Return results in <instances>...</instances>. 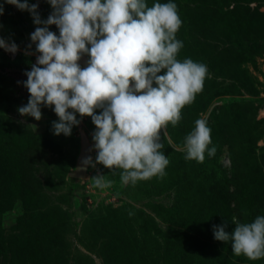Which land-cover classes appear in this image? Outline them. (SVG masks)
Instances as JSON below:
<instances>
[{
  "label": "rangeland",
  "instance_id": "obj_1",
  "mask_svg": "<svg viewBox=\"0 0 264 264\" xmlns=\"http://www.w3.org/2000/svg\"><path fill=\"white\" fill-rule=\"evenodd\" d=\"M28 2L38 3L42 20L53 11L48 0ZM157 2L169 0H146ZM171 2L182 20L177 59L207 65L209 76L178 125L164 137L161 130L170 160L164 178L125 185L121 170L100 164L83 179L72 176L83 135L95 162L91 117L77 113L81 123L65 137L53 134L54 105L41 108L40 121L20 115L30 97L25 72L39 55L30 39L36 25L0 0V38L18 46L15 54L0 49V264H264L213 235L225 222L232 232L234 216L253 220L255 205L264 215V0ZM49 30L59 38L55 25ZM89 59L82 54V69ZM197 119L207 121L216 147L202 163L186 160L183 149ZM98 174L108 187L95 186Z\"/></svg>",
  "mask_w": 264,
  "mask_h": 264
},
{
  "label": "clouds",
  "instance_id": "obj_2",
  "mask_svg": "<svg viewBox=\"0 0 264 264\" xmlns=\"http://www.w3.org/2000/svg\"><path fill=\"white\" fill-rule=\"evenodd\" d=\"M31 14L36 25L30 39L35 44L36 63L25 72L23 86L30 93L21 116L42 119V107H51L58 117L53 134L69 137L81 118L91 117L95 162L87 157L85 166L103 165L119 172L125 185L163 179L170 160L162 151L161 130L176 127L181 110L202 91L209 76L207 65L177 55L183 42L176 38L182 25L177 4L146 0H48L53 11L46 20L38 13V3L5 0ZM4 7L0 4V16ZM55 25L59 38L50 31ZM90 46V47H88ZM0 49L15 54L18 46L0 38ZM82 54L90 59L81 68ZM150 65V66H149ZM166 70L163 75H158ZM153 84L157 87H153ZM71 109L72 111H69ZM101 109L100 114H95ZM211 129L205 119H197L185 136L186 160L202 163L216 153ZM98 188L109 186L106 176L91 178ZM228 223L213 225L214 239L230 242L234 255L250 261L264 258V215L250 222L232 217Z\"/></svg>",
  "mask_w": 264,
  "mask_h": 264
},
{
  "label": "water",
  "instance_id": "obj_3",
  "mask_svg": "<svg viewBox=\"0 0 264 264\" xmlns=\"http://www.w3.org/2000/svg\"><path fill=\"white\" fill-rule=\"evenodd\" d=\"M90 142L87 136L83 135L82 137V149L77 159L75 170L72 173V176L77 179H83L87 176L88 166H85L83 161L90 156Z\"/></svg>",
  "mask_w": 264,
  "mask_h": 264
},
{
  "label": "trees",
  "instance_id": "obj_4",
  "mask_svg": "<svg viewBox=\"0 0 264 264\" xmlns=\"http://www.w3.org/2000/svg\"><path fill=\"white\" fill-rule=\"evenodd\" d=\"M248 215H249V217L251 219H254L255 216H257V215H263V213H261V211H259L258 207L255 205L254 207H252V209H250V211H248Z\"/></svg>",
  "mask_w": 264,
  "mask_h": 264
}]
</instances>
